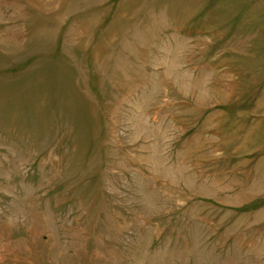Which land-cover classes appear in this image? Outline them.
Masks as SVG:
<instances>
[{"label":"rangeland","instance_id":"rangeland-1","mask_svg":"<svg viewBox=\"0 0 264 264\" xmlns=\"http://www.w3.org/2000/svg\"><path fill=\"white\" fill-rule=\"evenodd\" d=\"M0 264H264V0H0Z\"/></svg>","mask_w":264,"mask_h":264}]
</instances>
